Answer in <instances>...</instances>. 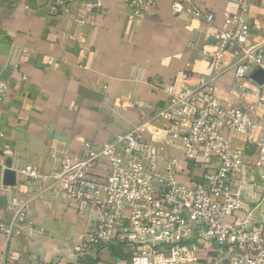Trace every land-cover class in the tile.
<instances>
[{"label":"crops","instance_id":"0c3cea01","mask_svg":"<svg viewBox=\"0 0 264 264\" xmlns=\"http://www.w3.org/2000/svg\"><path fill=\"white\" fill-rule=\"evenodd\" d=\"M131 1L0 0V69H7L9 83L0 107V220L12 225L9 237L0 232V264H128L138 246L119 241L83 247L98 209L86 211L75 200L42 191L17 168L51 171L66 156L82 155L86 142L110 143L134 124L154 119L170 99L169 85L178 92L216 74L218 32L228 26L227 18L242 14L252 40L264 36V0H197L214 14L212 23L176 14L175 0H153L136 16ZM231 57L224 52L222 66ZM211 92L225 107L249 110L259 122L256 139L264 135L261 88L252 74L239 79L224 70ZM166 126L154 119L153 134L144 135L162 146L160 175L167 174L166 161L180 159L185 165L177 181L204 183L215 160L207 159L204 145L187 149L172 140ZM225 135L242 151L234 187L244 200V210L231 212L227 221L248 213L263 220L264 151L242 132ZM12 172L15 182L8 184ZM94 173L105 180L109 168L103 164ZM199 257L188 264H210L205 249Z\"/></svg>","mask_w":264,"mask_h":264},{"label":"built area","instance_id":"2783aa9c","mask_svg":"<svg viewBox=\"0 0 264 264\" xmlns=\"http://www.w3.org/2000/svg\"><path fill=\"white\" fill-rule=\"evenodd\" d=\"M152 3L132 0L130 12L140 16ZM172 9L178 15L214 21V14L202 10L197 0H175ZM226 23L218 32L216 74L178 92L169 85L170 99L154 117L167 123L170 138L187 149L205 146V156L215 160L216 166L204 174V183H179L176 175L185 165L180 159L166 161L167 174L160 175V164L165 161L162 146L144 139L146 132L153 134L154 119L134 124L110 143L86 142L82 155L66 156L51 171L33 165L17 168L19 175L37 181L42 191L75 200L86 211L98 209L84 248L119 241L138 246L139 252L128 264H188L199 260L200 248L205 249L210 264H264V219L254 220L248 213L227 221L231 212L244 210V200L234 187L235 171L243 168L242 151L232 147L225 134L242 132L263 151L264 135L256 139L259 122L249 110L225 107L211 92L213 81L224 70H232L239 79L258 68L264 70V36L253 41L242 14L227 18ZM233 23L236 26L230 28ZM227 50L232 57L222 66ZM5 71L0 69V107L9 85ZM259 85V101L264 106V83ZM103 164L109 168L105 180L94 173ZM260 207L264 211V197ZM21 212L15 210V214ZM0 232L9 237L12 225L0 220Z\"/></svg>","mask_w":264,"mask_h":264},{"label":"water","instance_id":"95a60500","mask_svg":"<svg viewBox=\"0 0 264 264\" xmlns=\"http://www.w3.org/2000/svg\"><path fill=\"white\" fill-rule=\"evenodd\" d=\"M252 78L259 84H263L264 83V70L262 68H258L256 69L253 73H252ZM16 173V172H15ZM15 173H9L7 174V183L8 184H14L15 182Z\"/></svg>","mask_w":264,"mask_h":264}]
</instances>
